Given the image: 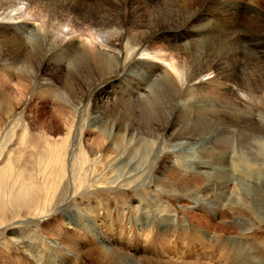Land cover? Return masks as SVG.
<instances>
[{"label": "bare ground", "instance_id": "bare-ground-1", "mask_svg": "<svg viewBox=\"0 0 264 264\" xmlns=\"http://www.w3.org/2000/svg\"><path fill=\"white\" fill-rule=\"evenodd\" d=\"M15 15L22 17V22H13ZM1 16L4 19L0 20V73L5 68L11 74L16 71V79L12 87L0 78V231L15 228L25 220L36 224V218L57 210L69 194L90 195L99 187L117 186L124 180L132 182L133 175L144 168L139 153L150 150L152 156H158L159 142L152 139L159 140V127L168 124L166 121L173 116L181 119L183 125L167 136L172 140L171 150L201 145L199 160L191 165L197 169L196 162V166L208 168L197 171L205 176L199 186L204 184L207 188L209 180L223 182L227 170L217 166V158L230 151L236 133L235 148L241 147L252 158L257 156L254 150L259 145H254V141L264 143V114L251 112L245 105L251 101L264 104V70L260 67L263 60L258 54L261 52L264 57V0H0ZM220 16L236 20L244 16L251 27L263 28L262 36L253 33L247 37V27L224 23ZM46 19L58 24V29L65 27L63 36L60 31H44ZM28 20H38L39 24H27ZM134 52L166 60L172 72L159 65L162 70H157L152 60L139 59L131 64L122 75L124 88L120 91L127 96L124 113L130 116V122L122 126L123 131L115 122L108 125L107 119L103 124L101 114L96 115L90 126L101 135L90 141L89 153L81 148L79 160L72 158L70 163L66 162L73 117L83 107L87 84L94 87L119 73ZM251 53L256 56H249ZM51 63L55 64L52 70ZM57 70L63 77L55 74L50 79L48 75ZM204 93L209 100L195 99ZM45 98L52 102L55 111L51 115L58 122L56 126L44 127L49 119L34 127L20 121L18 114L26 102L33 99L36 103ZM63 114L71 116L72 121L66 122ZM63 123L67 128L65 136L60 131ZM205 158L214 159V165H207ZM185 182L179 181L181 190L194 189ZM157 183L161 184L160 180ZM206 188L204 191H209ZM245 189L242 195L250 199V207L264 221V191L251 186ZM140 198L137 214L138 205L132 200L126 205L99 206L86 199L78 209L62 214L64 223L74 226L72 231L63 228V236L73 238L72 245L61 244L55 238L57 234H45L44 238L52 247L63 248L64 254L73 256V264H200L137 257L132 252L136 253L139 246L131 242L133 237L125 230L135 223L146 240L153 244L159 239L174 257H183L184 252L175 245L169 246V240L183 241L187 232V237L193 234L195 243L188 253L204 252L209 260L207 248L215 241L214 247L222 259L218 262L252 264L254 257L264 263L253 241L246 244L225 233L228 227L244 231L243 219L219 223L192 213L203 225L193 224L195 229L190 230L187 225H177L175 213L163 216V203L156 197L149 199L154 212ZM206 204L210 206L206 202L200 209L204 210ZM112 210H116L115 214ZM210 213L215 214L213 210ZM103 224L110 227L107 235L100 230ZM48 225L44 223L39 230L44 233ZM117 234L119 238L126 237L128 251L109 243ZM11 238L17 245L24 243L20 229ZM245 245L244 251L240 246ZM196 247L200 252L194 250ZM35 251L27 252L36 257Z\"/></svg>", "mask_w": 264, "mask_h": 264}, {"label": "rangeland", "instance_id": "rangeland-1", "mask_svg": "<svg viewBox=\"0 0 264 264\" xmlns=\"http://www.w3.org/2000/svg\"><path fill=\"white\" fill-rule=\"evenodd\" d=\"M0 18H1L0 20L4 19L2 16ZM219 18L223 20L224 23H227L229 21L233 22L236 25V27H243V25L244 28L247 27L245 31L247 37H249L253 33H256V35L258 36H262L260 34L263 33V28L258 26L251 27V25L247 23V20L244 16H240V18L238 17V20H236L234 17L230 18L229 16L226 17L220 16ZM12 20L13 22L17 21L19 23L22 22V17H17L15 15ZM26 22L27 24H31L33 26L39 24L38 20L37 21L28 20ZM56 25L58 26V24H53V22L51 23L47 21V23L44 24V31L49 33L50 30V33L53 34L60 31V35L62 34L63 36V32L66 31V28L62 27L58 29ZM63 29H65V31ZM75 34L78 35L79 33L77 32ZM123 54L125 55V51L123 52ZM258 54L261 56V59L263 60L260 62V67L264 70L263 54L261 52ZM250 55H253V53L249 54V56ZM150 56L151 55L144 52H134L133 55H131V57L126 59L119 73H116L115 75H112L104 79L94 87H90V84H87L86 89H88V91H85L87 92V96L84 98L82 102L84 108L82 107V109H80L73 117L74 122L70 132L69 146L65 158L66 162L70 163V161H72V158L74 160H79L80 152L78 151L81 150V148H83V152H85V154L89 153L88 149H90L89 146L91 143L90 141L95 138V135H101L99 131H95L94 127L90 126V124L95 119L96 115L101 114L99 116H101L104 119L103 124L107 122V124L109 125L110 123L115 122L116 126L118 127L121 126V130L124 131L125 128H123L122 126L126 125L125 123L130 122V119L128 118L130 116L125 115L126 113H124L125 105L123 102L127 99V96L126 94L120 92L121 87H123L124 84L121 81L123 73L129 68L131 64H133L134 62L135 63L138 62L137 60L139 59L152 60L155 64H157V66H154L156 69L159 65L162 66L163 68L168 69L169 71L171 70L166 60H161L157 57L154 56L150 57ZM249 56L247 55L246 57L248 58ZM255 56L256 55H253L252 57ZM51 64H52L51 66L52 67L51 70H52L54 69L53 66H55V64L54 63ZM157 70H162V68L158 67ZM170 72H172V70ZM55 74H58L60 75V77H63L60 71L58 70L55 71L53 74L51 73L50 75H48V77H51L50 79L52 78L54 79L53 76ZM0 78L1 79L4 78L5 80L9 81L12 87H15L16 71H14V73L11 74L9 73L8 69L5 68L3 71H1ZM81 86L82 88H84V85L81 84ZM76 87L78 88V85ZM77 91H79V89ZM206 97L208 98L209 96L204 93V95L195 99L204 102L206 100H209V98L207 99ZM201 98L204 99L201 100ZM45 99H42L44 102H41L42 100H38V102L34 103L33 99L32 101H28V103L26 102L28 105L25 103L26 105L24 104L22 107L23 110L20 109V112L22 114L21 113L18 114V117L20 116L19 117L20 121L24 120L31 127H34L35 124L41 125L43 121L49 119L50 123L45 124L43 126L44 127L56 126L58 122H56V120L51 115L55 111L52 108V104H51L52 102L50 100H47V98ZM245 105L247 109H249L251 112L264 114L263 102L251 101L245 103ZM138 112L139 111H135V113L137 114ZM63 119H65L66 122L72 121L71 116L64 114H63ZM106 119L107 121L105 122ZM166 123H168L165 125L166 127L165 126L159 127V130L157 132L158 134L157 137H159V140L156 141L155 139H152L155 142H159L158 146H156L158 150V152L156 151V153H158V156L156 158L152 156L150 150L145 154L139 153L138 156L139 161L144 168L137 171L135 173L136 174L135 176L133 175L132 179L134 178L133 180H135V182L133 180L132 182L134 183H132L131 181L128 182L124 180L123 182H121L120 185L109 186V187L104 186L101 188L99 187L100 189L98 188V190L93 191L90 195L86 194L83 196H79V195L71 196L69 194L71 192H69L68 193L69 195L66 197V199L61 204L59 203L60 205L58 209L54 211L55 213L52 212L51 214H48L44 218L42 217L41 219L36 218L33 221L37 225L31 223V220L30 221L25 220V221H21L22 223L18 222L15 228L6 227L2 229V231H0V264H50L49 261H51V264L57 262L59 264H66V263L73 264L74 263L73 256L70 257L69 255L64 254L63 248L59 249L52 247L44 238L45 234L46 236L50 235L52 237L57 234L55 238L59 242H61V244H63L64 242L69 246L72 245L73 238L70 236L64 237L63 228L67 229L68 231H72L73 229L72 227L74 226H72L71 223L65 224L64 223L65 218L63 217L62 214L71 209H78L82 205V203L86 202L85 201L86 199L90 200V202L92 203L95 202L99 203V206L100 205L103 206V204L105 203H108L109 206H112L115 203L126 205V202L128 203L130 200H132V202L135 203L134 205H138L136 207L137 210L136 214H137L140 212V208H141V204H139V202L137 201V199L139 200L141 199L140 197H142L145 201H147L148 206L151 207L150 209L153 212L155 210L153 208L152 202L149 199L152 197H156L161 203H163L161 210L163 216H167L169 213H175L178 217L177 225L179 226L187 225V227L190 230L195 229V227H193V224L201 225V226L203 225L201 220L199 218H196L194 215H192V213H195L196 216L200 218L208 217L207 219L219 223L220 221H234L237 219H243L245 221L244 231H242L240 227L238 228L228 227L227 228L228 230H226L225 233L230 238H236L239 241H243V243L246 242V244H250L251 241H253L256 247L255 250L258 249L261 257L264 258L263 256L264 255V221L261 220L260 216L257 215L254 209L250 207V199H247L242 195L243 191H246V189L244 190L246 186H251L256 189L260 188L262 189V191H264V152H263L264 143H262V141H260L259 139H256L254 141V145L256 146L258 144L260 145V146L258 145L257 147L258 149L253 148V150L255 149L254 151H256L257 156L259 155L258 157L254 156L255 158L254 159L250 156V154L245 153L241 147H238V149L235 148L238 141V137L236 133V136H233L235 137L234 138L235 140L233 142L235 145L232 143L230 151L228 150L222 152L221 155H218L217 158L218 159L217 166L219 168L225 166L227 170V173L223 174L224 176L222 180L223 182L218 183L216 182V180H209L208 182H210V185H208V187L206 188L204 187V184L199 186V183L203 181V177L205 176H201L200 174H197V171L202 169L206 170L208 168L201 164L196 166L195 165L196 162L194 163V166L197 169H192L191 167L194 161L199 160L197 154L198 153L200 154V152L198 151L201 148V145L191 144L190 146L189 145L183 147L179 146L178 150L176 151L171 150L172 148L170 147V145L172 140H170L167 136L172 133H176L177 130L180 128V126L183 125V122L181 121V119L178 120L176 116H173L169 120H167ZM65 125L66 123L65 124L63 123V127L60 130L63 136H65L67 133V128H65ZM97 126H99V124ZM191 146L194 148H192ZM9 147L12 148L13 144H10ZM160 147L161 149H158ZM227 147L228 146H226L225 148ZM224 149L222 151H224ZM237 150H239L240 153H238ZM205 159H206L205 160L206 164L209 166H211L214 162V159L213 160H209L207 158ZM208 171L209 170H207V172ZM182 174L184 175L183 179H181ZM191 177H195V178L194 180L189 181ZM157 180H160L161 184L162 183L164 184L161 185L160 183H157ZM179 181H181L183 184L186 183L185 181L187 182L189 181L187 184L191 185V187L194 189L181 190V187L179 186ZM211 181H213L214 184ZM203 188H206V190H209L210 192L209 191L205 192ZM145 198H147L148 200ZM206 202H208L210 206L213 205L215 207L211 209L210 206L206 204V206L203 205L204 210H201L200 208H202V204ZM186 205H191V206L195 205V206L192 208H187L185 207ZM212 210L215 213L214 215L210 213ZM112 212L115 214L116 210H112ZM44 223H48L49 225L47 229H45L44 233H42L41 230H39V228ZM107 228L109 229L110 227H108L106 224L100 226L101 232H103V234L106 235L108 232ZM173 228H177V227H173ZM19 229L24 235L23 238L24 243L22 244L24 245V247H22L21 244L17 245L14 242V240L11 238L12 233ZM125 230L126 232H130L129 236L133 237L131 242L138 244L139 246V247L137 246L139 249H137L138 251L136 253L129 251L134 253L137 257H143L151 260L157 259L159 261L160 260L174 261V262L183 261L188 263L197 262L200 264H226L228 262V260H226V262H220V261L218 262V259L219 260L222 259H221L220 251L218 253L216 247H214L216 246L215 241L210 242V245L207 248V252L209 253L207 254V256L209 255L210 258L209 260L208 258H205L206 255L204 252H200L198 250L199 247H196L194 250H198L200 252V255H196L191 251L188 253L187 250L191 249L190 247L191 245L192 247H194L195 243H193V234H189V237H187L188 236L186 235L187 232H184L183 234L185 238V240L183 241L180 240L181 238L179 240L174 238H171V240H169L170 242L169 246L175 245V247H178L179 250L184 252L183 257L181 256L174 257V255L167 252L166 247L161 244V241L159 239L156 238L153 244L152 242H149L150 239L146 240V236L142 235V230H140V228L135 223L130 230L128 228H126ZM215 231L216 229L213 232ZM158 232L161 231L159 230ZM151 235L152 234H150V236ZM125 238H126L125 236L119 238L117 234L116 237L112 236L111 238L112 243L111 242L109 243L112 244L113 246H117V247L121 246V248L127 250L129 248L128 247L129 243L126 242ZM37 248H39L41 251L37 250ZM240 248L245 251L247 246L246 245L242 247L240 246ZM35 249H36L35 253H37L35 254L36 257H31L30 254L28 255V252L30 250L32 251ZM174 251L176 250L174 249ZM258 260L259 259H255L254 257L251 258L252 264H261L258 262Z\"/></svg>", "mask_w": 264, "mask_h": 264}]
</instances>
